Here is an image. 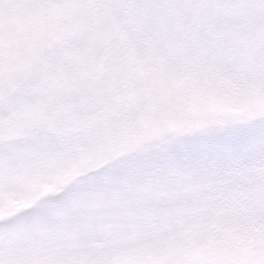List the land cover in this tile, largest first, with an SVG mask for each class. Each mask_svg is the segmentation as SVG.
Listing matches in <instances>:
<instances>
[{"label":"snow or ice","instance_id":"1","mask_svg":"<svg viewBox=\"0 0 264 264\" xmlns=\"http://www.w3.org/2000/svg\"><path fill=\"white\" fill-rule=\"evenodd\" d=\"M0 264H264V0H0Z\"/></svg>","mask_w":264,"mask_h":264}]
</instances>
